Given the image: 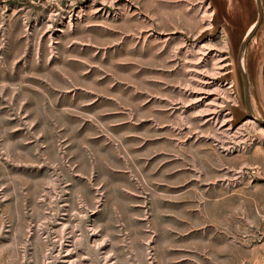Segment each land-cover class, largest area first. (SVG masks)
Here are the masks:
<instances>
[{"label": "rangeland", "instance_id": "374dc122", "mask_svg": "<svg viewBox=\"0 0 264 264\" xmlns=\"http://www.w3.org/2000/svg\"><path fill=\"white\" fill-rule=\"evenodd\" d=\"M255 0H0V264H264ZM264 119V21L244 54Z\"/></svg>", "mask_w": 264, "mask_h": 264}, {"label": "water", "instance_id": "95a60500", "mask_svg": "<svg viewBox=\"0 0 264 264\" xmlns=\"http://www.w3.org/2000/svg\"><path fill=\"white\" fill-rule=\"evenodd\" d=\"M255 2L258 10V18L256 22L252 25V27L248 30L246 36L244 37L240 45L237 55V68L239 73L241 74L242 84H243V95H244V103H245V111H246L245 118L251 119L264 127V119H260L256 117L253 113L250 81L244 66V54L246 52V49L250 44V42L253 40V38L256 36L258 30L260 29L264 21V0H255Z\"/></svg>", "mask_w": 264, "mask_h": 264}, {"label": "trees", "instance_id": "16d2710c", "mask_svg": "<svg viewBox=\"0 0 264 264\" xmlns=\"http://www.w3.org/2000/svg\"><path fill=\"white\" fill-rule=\"evenodd\" d=\"M243 115H244V117H243V118H245V117H246V113H243Z\"/></svg>", "mask_w": 264, "mask_h": 264}]
</instances>
